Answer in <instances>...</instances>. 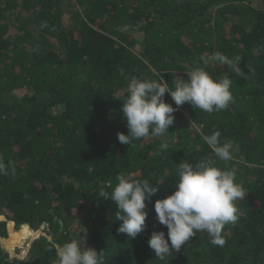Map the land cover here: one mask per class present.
Here are the masks:
<instances>
[{
	"label": "trees",
	"instance_id": "obj_1",
	"mask_svg": "<svg viewBox=\"0 0 264 264\" xmlns=\"http://www.w3.org/2000/svg\"><path fill=\"white\" fill-rule=\"evenodd\" d=\"M216 52L240 56L239 73L200 60ZM194 67L228 75L233 102L209 114L165 93L177 108L168 150L154 155L161 141L151 136L121 144L130 78L159 73L172 87ZM215 130L238 145L216 165L235 167L247 192L240 218L225 225L223 246L199 232L160 261L148 240L167 229L153 204L175 190L180 162L215 159L200 134ZM0 157L15 169L0 175V237L23 246L44 225L50 238L21 260L0 244V264H54L57 244L83 238L104 264H264V0H0ZM117 174L158 188L134 239L117 232L115 204L95 193Z\"/></svg>",
	"mask_w": 264,
	"mask_h": 264
},
{
	"label": "clouds",
	"instance_id": "obj_2",
	"mask_svg": "<svg viewBox=\"0 0 264 264\" xmlns=\"http://www.w3.org/2000/svg\"><path fill=\"white\" fill-rule=\"evenodd\" d=\"M200 60L204 65L210 62L235 65L236 72L240 71L241 57L238 55L229 59L226 55L216 52L210 58L200 57ZM152 71L155 73V69ZM155 74L158 79L137 76L130 78L127 94L121 105L128 133H117L121 144L131 145L135 140L151 136L161 141L154 155L158 156L168 150L166 134L169 133V126L174 123L177 108L165 102V93L177 107L188 103L193 109H200L209 114L224 110L233 102L230 91L233 81L228 75L214 80L203 67H194L186 73L187 79L177 76L170 87L163 75ZM200 134L215 159L203 158L194 163L180 162L177 167L175 190L170 195L155 200L153 204L156 221L167 229V233L152 231L148 240L149 248L160 261L172 255L173 251L180 250L186 241L199 232L207 233L212 244L223 246L226 243L222 235L225 225H234L240 218L236 202L243 200L247 192L236 182L235 167L220 168L216 165L217 160L232 161L234 152L238 151V145L230 139L221 142L219 130L210 135L203 132ZM10 173L15 175L12 162L6 163L3 157H0V175L8 176ZM115 180V185L109 182L107 188L100 187L95 193L115 204V219L122 222L117 232L134 239L146 228V201L151 200L158 188L150 185L148 179H134L131 174H117ZM83 244L84 238L83 242L80 239H70L63 244H57L54 264H104L100 253L94 248H82Z\"/></svg>",
	"mask_w": 264,
	"mask_h": 264
},
{
	"label": "rangeland",
	"instance_id": "obj_3",
	"mask_svg": "<svg viewBox=\"0 0 264 264\" xmlns=\"http://www.w3.org/2000/svg\"><path fill=\"white\" fill-rule=\"evenodd\" d=\"M21 228V227H20ZM31 230V229H30ZM33 231V230H32ZM34 232V231H33ZM43 233L46 235V231H43ZM29 240H30V238H29ZM28 240V241H29ZM7 242V241H6ZM82 247H85L84 245H82ZM3 249L5 250V253H7L9 256H10V254H9V252H11V254H13L12 255V257H9V258H12V259H14V258H22V257H25L26 255H27V253H28V243L27 242H24V244H23V246H13V249H9L8 250V248L6 247V243H5V246L3 247ZM28 250V251H27Z\"/></svg>",
	"mask_w": 264,
	"mask_h": 264
},
{
	"label": "water",
	"instance_id": "obj_4",
	"mask_svg": "<svg viewBox=\"0 0 264 264\" xmlns=\"http://www.w3.org/2000/svg\"><path fill=\"white\" fill-rule=\"evenodd\" d=\"M22 226H25V225H22ZM21 226V227H22ZM43 230H44V225H41L40 227H39V229L37 230V231H35L34 232V235L35 236H33V237H30V240H29V242H28V250H29V248H30V245H31V243L35 240V239H37V238H39L40 236H44V237H47V235H45L44 233H43ZM48 238V240L50 239L49 237H47ZM0 244H1V246L2 247H4L5 246V242L3 241V239L0 237ZM27 250V251H28ZM9 254H10V256L6 253L5 255H6V257H12V255L13 254H11V252H9ZM24 257H22V258H14V259H17V260H21V259H23ZM12 259V258H11Z\"/></svg>",
	"mask_w": 264,
	"mask_h": 264
},
{
	"label": "bare ground",
	"instance_id": "obj_5",
	"mask_svg": "<svg viewBox=\"0 0 264 264\" xmlns=\"http://www.w3.org/2000/svg\"><path fill=\"white\" fill-rule=\"evenodd\" d=\"M33 236H35V235H33ZM33 236H32V237H33ZM2 239H3V241L6 243V240H5L4 238H2ZM28 242H29V241H28ZM28 242H27V243H28ZM6 247L8 248V250H9V249H10V250L13 249V247L9 246L7 243H6Z\"/></svg>",
	"mask_w": 264,
	"mask_h": 264
}]
</instances>
